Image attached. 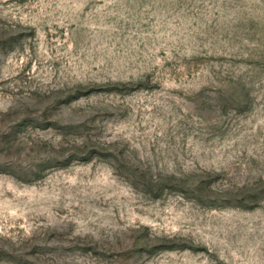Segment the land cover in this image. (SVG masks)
<instances>
[{
  "label": "rangeland",
  "instance_id": "obj_1",
  "mask_svg": "<svg viewBox=\"0 0 264 264\" xmlns=\"http://www.w3.org/2000/svg\"><path fill=\"white\" fill-rule=\"evenodd\" d=\"M0 264H264V0H0Z\"/></svg>",
  "mask_w": 264,
  "mask_h": 264
}]
</instances>
